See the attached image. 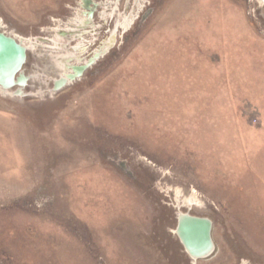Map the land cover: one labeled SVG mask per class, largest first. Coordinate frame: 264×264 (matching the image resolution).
Returning <instances> with one entry per match:
<instances>
[{
	"label": "rangeland",
	"instance_id": "374dc122",
	"mask_svg": "<svg viewBox=\"0 0 264 264\" xmlns=\"http://www.w3.org/2000/svg\"><path fill=\"white\" fill-rule=\"evenodd\" d=\"M82 1L0 0V264H264V0Z\"/></svg>",
	"mask_w": 264,
	"mask_h": 264
},
{
	"label": "water",
	"instance_id": "95a60500",
	"mask_svg": "<svg viewBox=\"0 0 264 264\" xmlns=\"http://www.w3.org/2000/svg\"><path fill=\"white\" fill-rule=\"evenodd\" d=\"M24 57V48L16 44L12 38L0 34V81L4 87L8 88L15 84L14 77L23 64ZM97 57L98 55L94 56V58ZM92 63L93 60L91 59L88 65ZM85 67L76 68L72 74L66 75L64 79L57 82V86L66 85L68 82L79 78ZM16 80L18 79L16 78ZM210 228V222L206 219L181 218L177 233L194 260L205 257L212 252Z\"/></svg>",
	"mask_w": 264,
	"mask_h": 264
},
{
	"label": "crops",
	"instance_id": "0c3cea01",
	"mask_svg": "<svg viewBox=\"0 0 264 264\" xmlns=\"http://www.w3.org/2000/svg\"><path fill=\"white\" fill-rule=\"evenodd\" d=\"M262 183L264 184V180ZM258 194L260 195V197H258V200H261L260 198L264 199V190Z\"/></svg>",
	"mask_w": 264,
	"mask_h": 264
},
{
	"label": "bare ground",
	"instance_id": "6f19581e",
	"mask_svg": "<svg viewBox=\"0 0 264 264\" xmlns=\"http://www.w3.org/2000/svg\"><path fill=\"white\" fill-rule=\"evenodd\" d=\"M85 1H86V2H88L87 0H84V1H82V2L84 3ZM85 6H86V5H83V6H82V7H83V9H85ZM86 7H87V6H86ZM80 13H82V12H80ZM85 19H86V18H85ZM88 19H89V18H88ZM88 19H87V20H88ZM16 77H17V76H15V77H14V78H15V80H16Z\"/></svg>",
	"mask_w": 264,
	"mask_h": 264
}]
</instances>
